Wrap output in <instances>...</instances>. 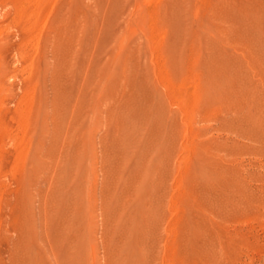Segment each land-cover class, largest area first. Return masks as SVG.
Masks as SVG:
<instances>
[{"label": "rangeland", "instance_id": "rangeland-1", "mask_svg": "<svg viewBox=\"0 0 264 264\" xmlns=\"http://www.w3.org/2000/svg\"><path fill=\"white\" fill-rule=\"evenodd\" d=\"M0 264H264V0H0Z\"/></svg>", "mask_w": 264, "mask_h": 264}, {"label": "bare ground", "instance_id": "bare-ground-1", "mask_svg": "<svg viewBox=\"0 0 264 264\" xmlns=\"http://www.w3.org/2000/svg\"><path fill=\"white\" fill-rule=\"evenodd\" d=\"M260 178H262V177H260ZM256 180H258V179H256ZM259 181H262L261 179L259 180ZM252 182V181H251ZM259 183V182H258ZM252 195H254V194H252ZM259 196V195H258ZM252 197H255V196H252ZM249 198H251L250 196H249ZM255 199V198H254ZM253 199V200H254ZM260 199V198H259ZM252 200V199H251ZM261 200V199H260ZM255 201V200H254ZM250 202V201H249ZM253 202V201H252ZM251 203V202H250ZM258 205V204H257ZM260 205H261V201H260ZM260 205H258V206H260ZM61 216V215H60ZM61 229V228H60ZM59 229V230H60ZM56 232H57V230H56Z\"/></svg>", "mask_w": 264, "mask_h": 264}]
</instances>
